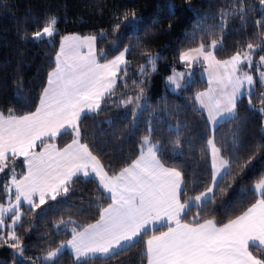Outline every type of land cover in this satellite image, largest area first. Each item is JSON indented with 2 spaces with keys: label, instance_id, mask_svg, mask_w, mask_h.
I'll use <instances>...</instances> for the list:
<instances>
[{
  "label": "trees",
  "instance_id": "16d2710c",
  "mask_svg": "<svg viewBox=\"0 0 264 264\" xmlns=\"http://www.w3.org/2000/svg\"><path fill=\"white\" fill-rule=\"evenodd\" d=\"M231 4L232 0H0V113L7 117L11 109L13 115L19 117L36 110L47 74L55 66L54 58L62 37H97L95 46L99 63L119 55L125 45L130 46L131 52L126 56L129 64L118 74L123 79L117 80L116 95L105 100L98 113L81 119L80 142L87 144L105 171L113 175L140 155L141 138L147 134V122L152 120L155 126L152 141L159 140L166 148L158 157L160 162L164 167H176L182 173L183 202L199 195L211 184L207 141L214 135L217 147H221L226 140L222 156L229 160L236 157L232 160V174L236 178H223L216 190L215 211H203L198 217L200 223L214 219L222 226L242 215L260 199L252 189L264 179V116L259 111L264 86L258 83L253 90L254 107L249 106V96L242 97L237 103V119L221 123L213 132L204 113L193 111L195 94L206 89L202 76L205 66L200 62L187 67L180 61L179 54L181 50L197 46L200 29L206 28L215 32L211 37L206 36L207 43L211 39L223 38V44L215 52L217 59H227L238 49H246L249 42L264 44V36L257 38L254 35L257 32L255 22L264 20V6L259 0H245V7L249 9L246 23L242 24L239 16L231 17L225 33H220L216 27L220 23L217 14L221 9L230 8ZM125 13L128 14L127 21L123 19ZM132 13H135V20ZM51 16L57 17L58 21L57 34L51 38L53 43L50 45L46 38L32 40V33L43 27L44 21ZM117 23L120 29L114 33ZM101 32L105 33L103 38ZM193 34L197 37L195 43L191 39ZM117 38L119 48L114 50L113 41ZM144 51L160 57L155 71L152 65H146L145 71H140V65L146 64V58L141 55ZM260 56H264V50L257 49L255 60ZM173 70L190 73L185 78V81L188 79L186 86L177 92L170 91L166 84V78ZM140 87L144 88L146 106L142 109L138 127L132 131L131 106L122 107L119 100L135 97ZM177 124L182 128L187 125L181 136L185 141L191 139L183 143L182 149L174 151L170 141L175 136L169 133V127L175 128ZM71 139L73 136L65 133L46 142L55 141L58 146H64ZM44 143L40 142L34 151ZM15 161L17 178H20L24 173L23 157H16ZM238 164H248V167L240 172ZM9 179L8 174L0 177V203L7 202L3 186ZM72 189L66 197L48 200L37 209L35 220L32 219L33 213L26 214L23 226L16 229L23 238L25 257H42L72 236L70 230L56 233L53 225L60 219L71 218L79 226L86 227L96 222L100 209L110 203L106 194L98 198L102 189L94 178H75ZM196 215L197 209L193 208L182 222H192ZM9 221L10 218H6V223ZM30 225L32 228L28 231ZM165 229L147 232L133 247L114 259L106 262L96 259L88 264H148L146 241ZM249 251L257 259L264 260L261 250L249 248ZM0 264H29V261L15 256L13 249L0 242ZM54 264H75V261L70 254L63 252Z\"/></svg>",
  "mask_w": 264,
  "mask_h": 264
},
{
  "label": "snow or ice",
  "instance_id": "6c2138e0",
  "mask_svg": "<svg viewBox=\"0 0 264 264\" xmlns=\"http://www.w3.org/2000/svg\"><path fill=\"white\" fill-rule=\"evenodd\" d=\"M259 3L264 6V0H259ZM217 15L220 23L216 27L223 34L231 17L239 16L242 24L246 23L249 9L245 7V0H232L231 7L221 9ZM132 16L135 20V13ZM123 19L128 20L127 13ZM57 22V17H48L43 27L32 33V40L48 38L51 45V38L57 34ZM255 23L257 32L254 35L260 38L264 36V31H260L264 29V20ZM119 29L120 24L117 23L113 32ZM100 35L103 38L105 33ZM213 35V30L200 29L197 46L181 50L179 59L187 67L201 61L208 65L209 87L207 91L195 94L193 111L206 112L207 123L214 132L221 123L237 119V103L244 95L249 96V106L254 107L251 97L256 82L253 75L242 71V65L247 62L251 68L254 52L264 50V44L249 42L246 49H238L229 58L221 60L217 59L215 52L223 44L222 36L211 39L210 43L205 39ZM96 39L95 36L83 40L78 36L62 37L54 58L55 66L47 74L36 111L19 117L13 115L11 109L7 117L0 113V173L9 168L8 161L13 165L8 173L9 182L3 186L7 202L0 203V242L13 249L15 256L27 259L29 264H54L66 248L71 250L75 264H88V261L96 259L106 262L133 247L136 240L147 233V225L155 227L156 223L166 222V232L147 240L148 264H264V260L257 259L249 251V248L264 250V179L252 189L260 199L242 215L222 226L214 219H206L203 223L198 220L201 212L215 211L216 190L223 178H236L232 174V160L236 157L229 160L222 156L226 140L221 147H217L214 135L207 141L212 157L211 184L199 195L188 197L183 202L182 173L176 167H164L160 162L158 157L166 148L159 140L153 143L151 137L155 126L152 120L147 122V134L141 138L140 155L113 175L105 171L89 146L80 142L82 130L79 122L88 114L98 113L103 102L116 95L117 80L123 79L118 77V73L126 69L129 64L126 56L131 52V47L125 45L112 60L99 63L94 48ZM191 39L195 43L196 35L193 34ZM85 44L89 49L87 55L70 54ZM113 48H119L118 38L113 41ZM100 55L104 56L103 50ZM141 55L146 58V64L140 65V71L144 72L146 65H152L155 71L160 57L148 51ZM259 63L264 64V56H260ZM256 67L259 68V64ZM124 75H127L126 71ZM185 75L190 76V73L173 70V74L167 77V84L174 86L173 91L181 89L186 86L183 83ZM259 75V83L264 86V72ZM245 85L248 86L247 92L243 90ZM260 95L264 97V92ZM119 105L131 106L130 126L135 131L146 106L144 88L140 87L135 97L119 100ZM261 105L259 111L264 114V99ZM186 128L187 125L182 128L179 124L175 128L169 127V133L175 136L170 141L174 151L182 149L183 143L190 141V137L185 141L181 136ZM65 133L71 134L73 139L64 149L57 150L48 144L40 153L32 151L38 140L43 142L45 137L55 139ZM232 139L235 144L234 135ZM19 156L24 157L27 173L17 178L14 165L15 158ZM238 167L243 172L248 164H238ZM89 169L98 179L99 189H102L98 198L108 194L107 198L112 201L100 209L99 220L82 227L71 218L60 219L53 225L54 230L57 234L70 230L71 239L61 242L42 257H25L23 238L16 229L23 226L26 214L33 213L32 219L35 220L37 209H41L48 200L66 197L73 191L74 178L81 174L88 178ZM37 195L38 202L35 199ZM193 208L197 209V215L192 222H182ZM6 218H10L11 223H6ZM31 228L32 225L27 230Z\"/></svg>",
  "mask_w": 264,
  "mask_h": 264
},
{
  "label": "crops",
  "instance_id": "0c3cea01",
  "mask_svg": "<svg viewBox=\"0 0 264 264\" xmlns=\"http://www.w3.org/2000/svg\"><path fill=\"white\" fill-rule=\"evenodd\" d=\"M68 36H77V35H68ZM78 37H80V36H78ZM87 37H89V36H87ZM81 38V40H83V38H85V37H80ZM61 42V41H60ZM59 48H60V43H59V47H58V51H59ZM94 48H95V51H96V46H95V43H94ZM88 51H89V49H88V47H87V45L85 44V45H82L79 49H75V50H73V52L72 53H70L71 55H76L77 53L79 54V55H87V53H88ZM96 57H97V53H96ZM113 59V58H112ZM111 59V60H112ZM106 63V62H105ZM183 63V62H182ZM123 67V66H122ZM208 68V65L205 63V68H204V70H203V72H202V76H203V79L205 80V82H206V89L204 90V91H202V92H205V91H207L208 90V87H209V75H208V71H206V69ZM120 73V72H119ZM118 73V74H119ZM47 82V81H46ZM244 90V89H243ZM245 91V90H244ZM245 96V95H244ZM243 96V97H244ZM38 105H39V102H38ZM38 107V106H37ZM36 111V110H35ZM34 111V112H35ZM204 113V115H205V117H206V120H207V113L206 112H203ZM208 126H209V128H210V130L211 131H213V129H212V127L208 124ZM59 136V135H58ZM57 136V137H58ZM50 139H53V138H50V137H45L44 139H43V142H45L37 151H34L35 150V148H36V146L41 142V141H37L36 142V145H35V147L32 149V151H34V152H36V153H40L41 151H43V149L45 148V146L46 145H48V144H52V145H54L55 146V148L57 149V150H62V149H64L68 144H70L71 142H72V139L67 143V144H65L64 146H58V144L55 142V141H52V142H46V140H50ZM209 153H210V163H211V170H212V157H211V152H210V150H209ZM19 157H23V156H19ZM23 161H24V157H23ZM23 167H24V173H23V175H25L26 173H27V166L24 164V162H23ZM89 171H90V176L88 177V178H94L97 182H98V184H99V181H98V179L95 177V174L94 173H91V170L89 169ZM22 175V176H23ZM21 176V177H22ZM79 177H83V175L81 174ZM75 179V178H74ZM106 195H108V194H106ZM35 199H38L39 200V197H38V195L36 196V198ZM112 201H111V199H110V203H111ZM109 203V204H110ZM100 218V217H99ZM99 220V219H98ZM94 223H96V222H94ZM94 223H92V224H94ZM173 226H174V224H173ZM147 227V232H152V231H154V230H157V229H159V228H162V227H166V229L164 230V231H162V232H166L167 230H168V226H167V223L166 222H160V223H156V225H155V227H153V225L152 224H149V225H147L146 226ZM160 233H158V234H156V235H159ZM72 237V236H71ZM71 237L69 238V239H71ZM152 237V236H151ZM150 237V238H151ZM150 238H148V239H150ZM68 239V240H69ZM139 239V238H138ZM137 239V240H138ZM147 239V240H148ZM136 240V241H137ZM146 247H147V241H146ZM262 252H264V250H261ZM63 252H67L68 254H70L71 255V257L73 258V260H74V256H73V254L71 253V250L70 249H64L63 250ZM62 252V253H63ZM75 261V260H74Z\"/></svg>",
  "mask_w": 264,
  "mask_h": 264
},
{
  "label": "rangeland",
  "instance_id": "374dc122",
  "mask_svg": "<svg viewBox=\"0 0 264 264\" xmlns=\"http://www.w3.org/2000/svg\"><path fill=\"white\" fill-rule=\"evenodd\" d=\"M46 39H48V38H46ZM256 52V51H255ZM254 52V53H255ZM252 59H253V66L251 67V68H249V66H248V64H247V62H245L244 63V65H242V71H244V72H247L248 74H250V75H253V78H254V81L256 82L255 83V87H256V85L259 83V80H260V75H259V73L260 72H264V64H260L259 63V61H260V57L258 58V60H255V58H254V54H253V57H252ZM202 62V61H201ZM203 63V62H202ZM257 64H259V68H257L256 67V65ZM203 65L205 66V63H203ZM176 72H180V73H184V72H182V71H177V70H175ZM173 74V71H172V73L170 74V75H172ZM169 75V76H170ZM185 78H186V75H185V77H184V81H183V83H185V85H186V81L188 82V79H186V81H185ZM166 84H167V78H166ZM167 87H168V89L170 90V91H173L172 90V88L174 87V86H169L168 84H167ZM247 85H245V88H244V90H245V92H247ZM255 87H254V89H255ZM182 89V88H181ZM253 89V90H254ZM180 89H178V90H175V91H173V92H177V91H179ZM245 97L246 98H248V95H245ZM261 113V112H260ZM262 114V113H261ZM263 116H264V114H262ZM263 124H264V119H263ZM9 164V168L8 169H5V173H0V177L2 176V175H4V174H8L9 173V170L11 169V167L13 166L12 165V162H9L8 163ZM254 186H255V184H254ZM254 186H253V188H254ZM256 193V192H255ZM257 194V193H256ZM258 195V194H257ZM8 223H11V221H9Z\"/></svg>",
  "mask_w": 264,
  "mask_h": 264
}]
</instances>
